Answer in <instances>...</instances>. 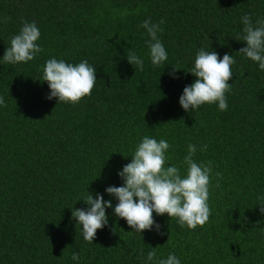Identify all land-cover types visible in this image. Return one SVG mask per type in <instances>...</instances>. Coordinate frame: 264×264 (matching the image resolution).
<instances>
[{"label":"trees","instance_id":"obj_1","mask_svg":"<svg viewBox=\"0 0 264 264\" xmlns=\"http://www.w3.org/2000/svg\"><path fill=\"white\" fill-rule=\"evenodd\" d=\"M245 14L254 24L264 20V0H0V264H154L152 248L180 264H264V202L257 199L264 196V70L238 52L246 46ZM149 18L165 21L157 35L168 59L158 66L140 27ZM24 21L39 28L43 51L5 64ZM201 48L235 60L226 111L179 105ZM129 51L144 60L143 71L128 63ZM50 58L95 67L91 95L75 104L47 99L42 69ZM144 136L167 140L166 166L182 177L189 144L194 161L212 162L203 226L153 213L159 233L153 226L139 234L113 214L118 201L105 189L122 186L118 172ZM87 192L113 205L93 243L71 217L88 207Z\"/></svg>","mask_w":264,"mask_h":264},{"label":"clouds","instance_id":"obj_2","mask_svg":"<svg viewBox=\"0 0 264 264\" xmlns=\"http://www.w3.org/2000/svg\"><path fill=\"white\" fill-rule=\"evenodd\" d=\"M8 19L10 18L6 17L5 22ZM241 21L244 27L240 41L246 46L238 52L258 63L259 68L264 70V20H257L254 24L250 16L245 14ZM163 23L164 20L153 23L149 18L140 24L149 37L146 41L148 56L154 66L168 59V53L157 35L162 31L160 25ZM39 38L40 30L35 22L24 21L18 34L10 38V46L5 48L2 57L3 62L17 64L32 61L43 51L37 43ZM126 58L129 64L143 71L144 60L134 51H129ZM234 63L232 55L225 53L219 58L215 51L201 48L188 71L196 79L184 87L179 97L181 108L188 112L205 103H215L219 110L226 111L228 104L225 94L231 90L228 81L233 75L231 66ZM42 71V80L47 82L50 90L47 99L55 97L57 103H78L82 97L91 95L96 82V68L87 60L73 65L62 59L50 58L45 61ZM0 106L6 107L3 97H0ZM170 147L165 139L157 141L150 136L142 138L131 155V162L118 172L123 181L122 186H109L105 189L109 196L118 201L114 208L111 201L104 200L101 194L97 193L94 199L93 195L87 192L83 202L88 207L74 208L71 211V217L76 221V225H80L85 241L93 243L97 230L107 225V208H113V214L124 219L132 232L139 234L144 230H152L153 226L159 233L160 226L155 224L153 213L167 214L169 218H175L181 227L187 226L189 229L203 226L209 220L212 162L194 161L193 156L197 148L189 144L188 154L183 160L186 174L182 177L176 165L166 166L169 159L167 151ZM206 148L205 145L201 150ZM216 176L219 177L220 173H216ZM257 199L264 202V196H258ZM260 212L264 213V203L260 205ZM71 258L78 260L79 253L73 252ZM147 261L154 264H180L174 253H170L166 259H158L155 248L147 253Z\"/></svg>","mask_w":264,"mask_h":264}]
</instances>
